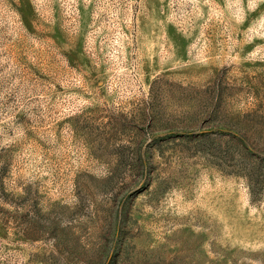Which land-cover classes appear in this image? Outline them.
Here are the masks:
<instances>
[{"label":"rangeland","instance_id":"1","mask_svg":"<svg viewBox=\"0 0 264 264\" xmlns=\"http://www.w3.org/2000/svg\"><path fill=\"white\" fill-rule=\"evenodd\" d=\"M0 264H264V0H0Z\"/></svg>","mask_w":264,"mask_h":264}]
</instances>
